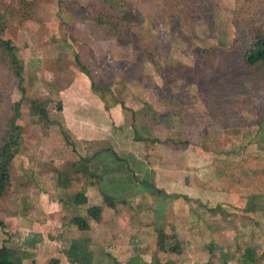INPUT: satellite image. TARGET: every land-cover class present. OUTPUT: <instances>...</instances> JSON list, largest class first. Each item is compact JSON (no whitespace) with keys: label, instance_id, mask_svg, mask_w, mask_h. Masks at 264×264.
I'll use <instances>...</instances> for the list:
<instances>
[{"label":"rangeland","instance_id":"1","mask_svg":"<svg viewBox=\"0 0 264 264\" xmlns=\"http://www.w3.org/2000/svg\"><path fill=\"white\" fill-rule=\"evenodd\" d=\"M88 1L89 0H0V17L1 20L4 21L6 28L3 36L14 43L20 58H23L25 61L23 56L25 52H27V54L32 53L31 56L42 57L45 50H48L46 54L49 55V57L50 54L57 53L58 55V58L49 59L47 62L40 63L39 65H36V62L28 63L27 66L29 70L26 74L30 73L32 70L36 72L37 68H40L36 78H30L24 74V72L22 73L25 76L24 81L28 78V84L32 85L30 89H25L23 94L18 89L16 81L12 82L10 87L13 99L20 100L23 98L21 100V111L23 112L21 126L23 135L22 143L24 142L25 148H28L26 144H29V142L33 145L34 142L38 140V134L42 137L48 133L50 134L46 135L48 145L42 148L43 156L41 161L44 164L42 168V175L44 176L42 180L39 181V193H49L48 195L50 196H48V198H51V201L49 200L50 202H48V199H42L46 198V196L41 198L40 195H35V193L30 194V188H32V185L36 182L33 180V182L30 181L26 171H21V161H19L17 165H15L16 161L12 163L11 169L9 170V177L12 174V180L10 181L9 178L7 179V184H9L10 188L0 198V222H2L3 225L0 227V246L5 245L7 248L11 249L13 251L12 260L20 262V264H33L35 260L36 262L34 264H67L68 258L66 254L64 255L65 258L62 259V256L58 255L54 249L50 251L47 247L45 251L38 250V252H36V249L40 247L32 248L30 251V244L25 243L29 242L32 236L35 238V235H33L34 233L27 231L30 229L32 231L34 227L42 226L44 223L49 224V227L43 232L46 237L50 235L56 236V232L60 231V228L63 226L61 232L66 233L67 238H69L71 234L72 240H87L89 243L93 241L96 236H99L100 232L103 230L106 231L104 238H101L103 242H106L107 238L112 234H124L122 229H118L116 232H113V229L109 230L110 226L107 227L106 223H100L98 231H94L91 228L84 231L78 229L73 224V218L76 216L86 218L87 215L85 213V207L74 206L71 200L75 194L83 193L84 190H79V188L75 186L78 182H74L69 189H61L56 188L55 185H52V181L49 180V173H53L52 169H55L57 166L65 169L69 165L72 155L70 153H65L64 150L66 146L71 145L65 141V136L72 145L75 144L76 151H80L81 149L78 143L75 142L77 136H75L74 133L77 132V129L73 128L71 124L66 123V121L64 122V120L67 119L64 118L62 114L60 116L63 105L58 100L50 99V97L46 95L49 93L52 96H56L61 88L63 90L64 87L65 89L70 87V82L74 78L71 66L74 65L81 71L79 66L75 63L74 56L77 55L82 62L86 63V67L90 71L93 83L95 84V90L92 88L94 95H99L101 100L103 99L102 101H104L111 110L115 109V113L113 112V116L109 118V123L111 122L110 124L114 126V130H112L111 133L112 135L114 134V139H116V136L118 138L121 137L127 145H130L134 140L133 132L129 129L130 126L128 123L133 121L134 124L136 123L137 125L138 122L142 127L138 130L141 136H151V138L155 136L160 140H171L175 143L176 141L183 142L181 143L183 146L174 144V147H168L172 153L180 150L181 147L183 148L184 140H187L184 137V124H179L171 130L163 126V132L160 133L159 130L154 132V130L152 131L154 125L153 121L148 120L146 122L141 115V111L139 112L140 109L137 110L138 113H134L133 110L137 107H141L140 105L144 106L145 104L149 106L148 103L152 106H157L159 103L157 100V91L154 90L153 87L157 85L161 87L163 80L172 83L165 89L167 96L173 97H182L184 95L180 86H184L185 94H197L200 88L208 92L210 86L215 87V85H202L200 87L189 83L187 79L192 76L189 70L183 73L171 70L168 72L164 69L161 74H157L152 61L155 60L160 63L162 67H175L177 63H181L192 68L195 61L200 60V57L194 53L195 48H210L220 43H225L226 46L231 47V41L236 36V29L233 24V19L235 18L234 12L241 7L243 0H140L146 6L150 5L148 7L150 8L149 13L146 10L143 11L150 22L145 21L136 26L134 28L135 37L129 40H105V28H95L85 19L86 12L84 7ZM245 1L246 0H244V3L246 5ZM249 1V8H254L258 4L264 20V0ZM23 2H30L32 5L23 4ZM137 3L138 0H126V11L136 13ZM24 6L27 8L23 9ZM20 10H22L21 13L24 14V17L28 16L27 19H21ZM177 17L181 18L180 23H178L180 25V30L179 33L172 34L173 32H170L169 19H178ZM242 20L248 21V19L243 18ZM175 25H177L176 22ZM230 50L237 54L236 48H231ZM26 57L29 58L28 60L31 59L28 55H26ZM200 61L205 62L204 59ZM26 64L27 61L25 62V67ZM227 68L231 71L223 80L222 89L219 91L228 95L227 98H229V102L231 100V106H228L225 110H234L233 113L236 115L235 118L237 119L238 126L236 130H230L228 131L229 133L225 132V134H223V139L215 138L217 140V146L210 138L217 137L218 135L213 133L209 128L208 131L211 133H209L210 135L208 134V136L210 138L207 136L206 139L201 141L200 144L202 148L200 146V148L198 147L196 150V147H192L187 155L189 163L191 159L198 158V152H200L199 155L205 154L203 161L199 160V168L197 169L195 167L196 171H194V169L191 171L194 174L198 172L200 177L203 174L202 178L205 180L207 179L206 185L210 184L212 188H214V185L212 184L213 178L210 177V174L215 172L216 162L226 160V162L236 161L239 163L242 160H246L248 156H254L257 159L262 158L264 160V71L261 69H247L239 65L236 58L228 60ZM177 75H180L181 78L184 79V82L180 81L175 83L173 79ZM36 81H38V85L34 83ZM45 81H51L52 85H48L51 86V88L44 85ZM42 85H44L45 88H43ZM145 91L155 96H151L148 103L143 101ZM81 96L84 100L83 95ZM197 97L198 96L195 98ZM31 100L47 101V112L49 113L52 126H37V117L32 118L33 116L31 117L30 113ZM201 102L198 100L194 105L197 106L201 104ZM82 103H84V101H82ZM59 106L61 107L60 110H58ZM69 107L72 108V106ZM171 108L172 107H170V109ZM117 109L118 111L116 112ZM150 110L153 111L152 108ZM143 111L144 110H142V112ZM182 114L184 115V113ZM183 115L177 112L176 116ZM139 117L143 120L138 121ZM193 118L196 119L195 114ZM148 119H151V116L148 117ZM206 119L208 121L211 120L208 118ZM177 120L176 118V121ZM207 120H203V123ZM260 120L263 122H261L259 126L257 123H259ZM150 129L152 131L151 133ZM188 129L190 130H188L187 133L189 136L187 137L189 138L187 143L191 141L194 146H197L201 132L193 127H188ZM228 137L231 140V153L228 155L216 151V147H227L226 141ZM60 141L62 142L60 143ZM232 144H235L234 148ZM49 146H52V149L58 153L59 157L57 158L62 160V164H57L56 166L50 164L47 151ZM69 146L68 150H72ZM72 148L74 147L72 146ZM163 149L164 148H161L160 150ZM23 156H26V154H20L19 158ZM114 160V157L111 155L104 157V168H110L112 167L110 166L111 164L117 163V161L115 162ZM122 161L124 164L120 165L119 163L120 168L125 167L130 168V170L125 171V180L122 185L121 183L119 184L120 188L124 187L121 194L116 193L117 191L113 188L116 186L115 184H109V187H105L102 186L103 182L98 183L101 185V188L99 187V192L101 190L110 196L118 195L119 199H124L126 203L118 204L117 206L121 205L120 207L123 208L125 212V217H123L125 220L124 222H128L130 226L136 229L137 225L155 220L158 213L154 212L153 214V208L155 210L157 208L158 210L159 206L161 207V203L158 205V202L156 201V203H154L153 199L158 196H165V192L157 189L160 191L157 193L152 188L149 190L145 187V185H148L147 182L151 184L155 182V174H151L153 175L152 177L150 175L151 171L147 170L146 173L149 175L144 176L143 178L146 180H141L140 182V178L142 177L135 176V172L138 173V168L134 166L135 164L133 161L128 156H125V159ZM160 163L162 162L160 161L158 164ZM263 165L264 163L262 161H251L249 163V168L257 170L263 167ZM22 170L27 169L24 167ZM56 171L55 169V174ZM108 175L109 174H105V177ZM256 178L258 181H261L262 175L257 174ZM160 183L163 182H157L159 186L161 185ZM200 184L203 186L205 185L202 182ZM153 185L155 187V184ZM33 190L35 191V189ZM260 190L263 195L258 191L261 197L255 199L254 203L264 208V188ZM26 192L29 193V197H24ZM99 203V201L96 202V204ZM58 215L61 216V218H59ZM120 216H122V214ZM262 216L264 217V213H262ZM191 217L192 222L189 220L186 222L189 228V234L187 236L189 240L193 239V242L198 238L200 241V238L206 236V231L202 222L203 219L198 210L193 211ZM254 218L262 221L260 213H256ZM123 219H121V221ZM157 219L160 221L161 218L158 217ZM59 221L60 223L58 225ZM122 225H124L123 222H121V226ZM130 235L131 232L129 233V238L126 239L128 241V246L130 242L132 250L140 251L142 247L139 248L140 245L136 243L141 239L134 236L130 240ZM121 238L124 240V236H121ZM60 239L62 240L64 238L61 237ZM67 240V242H69V239ZM198 242L195 245H197ZM97 244H99L98 238L95 245ZM20 245L28 249L27 254H23ZM203 245L204 244H200V246ZM206 249L210 252L211 246H207ZM85 251L90 254L93 253L90 246H88ZM99 259L110 261L108 254L102 252V249L99 250L98 253L96 252L92 264H97L96 261H99ZM197 263L201 264L200 261Z\"/></svg>","mask_w":264,"mask_h":264},{"label":"crops","instance_id":"2","mask_svg":"<svg viewBox=\"0 0 264 264\" xmlns=\"http://www.w3.org/2000/svg\"><path fill=\"white\" fill-rule=\"evenodd\" d=\"M47 51L45 50L44 53L42 52L44 54L42 57L31 56L32 53L27 54V52H25L23 53L25 61L18 55L24 74H26V72L29 70L27 66L29 62H36V65H39L40 63L47 62L49 59L58 58L57 53L50 54L49 57V55L46 54ZM26 55H28L31 59L28 60L29 58H27ZM26 61L27 64L25 67ZM39 68L40 67L37 68L36 72H34L35 70H32L26 75L30 78H36V76L39 74ZM71 69L72 74H74V78L70 82V87H67L66 89L64 87L63 90L61 88L58 95L56 96H52L49 93L46 95L50 97V99L58 100L63 105L60 116L62 114V116L67 119L64 120V122L66 121V123L71 124L73 128L77 129L78 133H74L75 136H77L75 142L78 143V146L81 149L80 151H76L75 144L72 145V143L71 146L68 145L72 150H68V146H66V149L64 150L65 153H70L72 155L69 165L65 169H62L59 166L55 167V169L66 170L72 163L78 161L79 158H89L90 170L100 176L99 182H103L102 186L109 187V184H115L116 186L113 188H115L117 194H121L124 187L120 188L119 184L121 183L122 185L123 181L125 180V171L130 170V168H120L119 163L120 165L124 164L122 160L125 159V156H128L135 164L134 166H137L138 168V173L135 172V176L142 177L140 178V182L141 180H146L143 177L149 175L146 173V171L149 170L151 171L150 175L155 174V178L160 179H155V182L153 183L155 184V188L165 192V196H158L153 199L154 203H156V201L158 202V205L161 203V207L159 206L158 210L157 208L156 210L153 208V214L154 212L158 213L157 217H155V220L149 221L148 223L145 222L144 224L142 223V225H137L136 229L133 226H130L128 222H124L125 220L123 217H125V212L123 211V208L120 207L121 205L116 206L115 210L102 208V219L100 222H94L92 220L88 221L89 228L94 231L99 230L100 223H106L107 227L110 226L109 230L113 229V232H116L118 229H122L124 231V234L122 235H114L110 233L112 235L107 238L106 242H103L101 239L104 238L106 231L103 230L100 232V235L96 236L95 239L89 243V246L93 250L92 258L89 261V264L94 262L96 252L98 253V251L101 249L102 252L108 254L110 261L99 259V261H96L97 264H130V260L137 261L134 264H141V262L145 264H154V262H157V260L161 263L172 262L171 264H198L197 262L199 261L201 264H205L209 261L214 262V264H223V262H226V264H264V217L262 216V213H264V208L256 205L254 210H248L247 201L248 197L252 195V192L247 191L240 194H230L227 192L226 183L219 180L216 174L217 165L220 164L221 160L216 162L217 165L215 166V172L210 174V177L213 178L212 184L214 185V188H212L210 184L206 185L207 179L205 180L202 178L203 174L200 177L198 172L197 174H194L191 171L192 169L196 171V168H199V160L203 161L205 154L199 155L200 152H198V158L193 156L196 159H191L188 163L187 155L189 154L190 148L196 147V150L198 147L200 148L201 141L206 139L208 134L211 133L208 131L209 128L213 131V133L218 135L214 138H210L208 136L212 142H215L216 146V139H223V134L226 132L216 125V123L210 120V115L207 111L206 105L201 101V104H198L197 106L184 105V115L186 116L184 117V137L189 140V138H187L189 137L187 135L188 130H190L188 127H193L197 131L201 132L197 146H194L191 141L187 143V140H184V147H181L180 150L171 153L169 150L170 148L168 147H174V144L182 145L181 143L183 142L176 141L175 143L171 140L162 139L160 140V143L152 144L150 141H145L147 137L151 138V136H141L140 131L139 135L143 139L138 138L139 140H136L137 138L133 133L134 141H132L130 145H127V143L121 137L118 138L116 136V139H114V134H111L112 130H114V126H112L113 124H110L111 122L109 123V118L113 116L115 109L111 110V108H108L104 101H102L103 99L101 100L99 95H94L92 92V83L88 75L82 71H79L74 65L71 66ZM22 78V88L24 91L27 88L30 89L32 85L28 84V78L25 81L24 75ZM34 83H37L36 85H38V81ZM44 85L48 88H51V86L48 85H52V83L51 81H45ZM44 85H42L43 88H45ZM144 93V102L148 103V100H150L151 96L155 97L150 92L148 93L145 91ZM81 95H83L84 100L82 99ZM82 101H84L85 104L82 103ZM148 105L150 107L144 104V106L140 105L141 107H137L135 110H133L137 112V110L140 109V112L144 108L147 113V117L144 118L146 122L148 120H152V118L148 119V117L152 116V112L155 111L156 108V105L152 106L149 103ZM69 106H72V108ZM151 108L153 111L150 110ZM117 111L118 109L116 112ZM194 114L196 115V120L190 121L188 116L194 117ZM22 115L23 112L21 111V119L23 117ZM32 116L33 115H31V117ZM32 118L36 117L33 116ZM206 118H208L211 122ZM141 120L143 119L139 117L138 121ZM203 120H207V123H203ZM153 124L152 131L154 130V132H156V130H159L160 133L163 132V126L155 125L154 122ZM128 125L130 126L129 129L134 132V127L131 125V121L128 123ZM37 126L41 127V125L38 123ZM49 126H52V122ZM137 127L138 130L142 128L138 122ZM152 131L150 129V133ZM228 131L229 129H227L226 133H228ZM46 135L50 134L48 133ZM46 135L42 137L40 134H38V140L34 142L33 145L31 142H29L30 145L26 144L28 148H25L26 146H24V142H21L19 153L13 162L16 161L15 165H17L19 161H21V171H26L29 175L30 181L33 180L36 182L32 185V188H30V194L35 193V195H40L41 198L46 196V198L42 199H48V202H50L51 198H48V196H50L48 195L49 193H39V181H41L42 177L44 176L42 175V168L44 166L43 162L41 161L43 156L42 148L48 145V141H46ZM154 137L155 136H153L151 139ZM61 142L62 141H60V143ZM226 143V148L223 146L216 147V151L229 155L231 153V140L229 137ZM232 145L234 148L235 144ZM72 146L75 149L72 148ZM160 147L164 149L160 150ZM47 151L50 158V164L55 166L57 164H62V160L57 158L59 157L58 153L52 149V146H49ZM113 153L118 159H115L116 157L113 156ZM20 154H26V156L19 158ZM109 155L113 156L115 159L114 161H117V163L111 164L110 166L112 167L106 169L104 168L105 164H103L104 157H108ZM160 161L162 163L158 164ZM24 167L27 170H22ZM55 169H52L53 173H49V180L52 181V185H55ZM105 174L109 175L105 177ZM151 176L153 177V175ZM11 180L12 174L10 176V181ZM161 181L163 183H160L161 185L159 186L157 182ZM201 182L205 185L203 186L200 184ZM75 186L78 187L79 190H84L83 193L88 201L86 205L87 207L102 206L103 200L101 197L102 194L100 193L102 191L100 190L99 192V189L101 188L100 184L92 186L89 183L87 184V181L85 180V182H79ZM71 187L72 185L67 189ZM9 188L10 187H8V190ZM33 189H35V191ZM261 194L263 195V193ZM26 196H30L28 192H26L24 195V197ZM112 196L119 199L118 195ZM95 200L96 202L99 201L100 203L96 204ZM195 210H198L199 214H201L206 236L200 238V241L198 238L193 242V239L189 240L187 236L189 234V228L188 225H186V222L187 220L192 222L191 215ZM256 213L261 214L262 221L254 218ZM121 214L122 216H120ZM58 217L61 218L59 215ZM158 217L161 218L160 221H158ZM44 218L48 219L46 217ZM121 219L123 220L121 221ZM121 222H123L124 225L121 226ZM59 223L60 221L58 222V225ZM47 227H49V224L44 223L42 226L34 227L32 231L31 229L28 230L27 232L34 233L33 235H35V238L32 236V239L25 243L30 244V251L35 247H40L39 249H36V252H38V250L45 251L47 247L50 251L54 249V251L57 252L58 255L62 256V259H64L65 254L63 250L68 249V240L66 241V244H64L66 237L64 232H61V230H63V226L60 228V231L56 232V236L50 235L46 237L43 232L44 230L46 231ZM130 232V240L134 236H137L141 239L139 242H135L136 244L140 245L139 248L142 247L140 251L132 250L130 242V247L128 246V241L126 239L129 238ZM121 236H124V240L121 238ZM61 237L64 239L61 240ZM97 238L99 244L95 245ZM67 239H69V242L72 240L71 234ZM160 241H163L164 251H158ZM197 242L198 244L195 245ZM174 243H179L182 247L181 253L177 255L171 254L168 251L169 247ZM200 244L204 245L200 246ZM209 245L211 246V253L208 249H206ZM20 247L22 246L20 245ZM246 249L251 250L250 252H247L250 253L248 255L249 258L247 257L248 260L244 261L246 259V257H244ZM21 251L23 254L28 253V249L23 247L21 248ZM35 262L36 260L34 263ZM67 264L77 263H70L67 259Z\"/></svg>","mask_w":264,"mask_h":264},{"label":"trees","instance_id":"3","mask_svg":"<svg viewBox=\"0 0 264 264\" xmlns=\"http://www.w3.org/2000/svg\"><path fill=\"white\" fill-rule=\"evenodd\" d=\"M126 0H89L84 7L86 12V21L93 25L95 28H105L104 38L105 40H129L135 37L134 28L140 23L149 21L148 17L144 15L143 11L146 10L149 13L148 8L150 5H144L142 1L138 0L136 13H130L126 11L125 7ZM246 5L244 0L241 3V7L235 10V18L233 19V24L236 29V36L231 41V47L226 46L225 43H220L219 45L210 48H195L194 53H196L200 60L195 61L192 68L177 63L175 67L165 66L162 67L160 63L155 60L152 61L154 69L157 74H161L162 70L168 72L180 71L187 72L191 71L192 76L189 83L198 86L204 85H215V87L210 86V90L205 92V90H198L197 94L184 93V86H180L183 91L182 97L167 96L166 87L172 84L166 80H163L162 86H154L153 89L157 91L158 104L155 111L152 112V121L155 125H161L168 129H174L177 125L184 124V117L182 113L184 112V105L191 106L196 102L202 101L210 115V119L216 123L221 129L227 132V129L236 130L237 119L234 115V110H225L228 106H231V100L227 94L221 93L219 91L222 89L223 80L229 75L230 69L227 68L228 60L237 59L239 65L244 66L247 69H261L264 71V20L262 11L258 4L254 8H249V0H246ZM23 4L32 5L30 2H23ZM35 5V4H33ZM27 8L24 6L23 9ZM21 19L25 20L28 16L24 17L21 13ZM170 20L169 26L170 32L172 34L179 33L181 18ZM243 19H248L243 21ZM150 22V21H149ZM6 31L4 21L0 17V198L4 193L7 192L9 184H7V179L9 177V170L15 157L18 155L21 142H22V126H21V100H15L12 98L10 87L12 82L16 81L18 89L23 94L24 89L22 88V73L23 68L21 62L18 58L17 47L14 43L4 38V32ZM236 48L237 54L231 52L230 49ZM75 63L79 66V69L89 76L92 82V88L95 90V84L93 83V78L90 71L86 67V63L82 62L81 59L75 55ZM173 81L178 83L180 81L184 82V79L180 75L174 77ZM224 92V91H223ZM198 96L197 98H195ZM183 102V103H182ZM223 104V106H222ZM47 101L41 100H31L30 101V113L31 115L37 117V123L41 126L51 125V121L47 112ZM172 107L170 109V107ZM60 106L58 110H60ZM141 111V115L145 118L147 113L145 109ZM177 112L183 116H176ZM135 113V111H134ZM191 117V118H190ZM176 118L178 119L176 121ZM190 121H195L192 116H188ZM262 120V119H261ZM257 123L259 126L261 122ZM134 127V136L139 140L140 135L138 127L134 122H131ZM136 128V129H135ZM229 133V132H228ZM65 141L71 145L65 136ZM139 138V139H138ZM143 139V138H142ZM145 141H150V143H160L158 138H146ZM115 159L117 156L113 153ZM251 161H262V158L257 159L254 156H248L246 160L238 162H226V160H221L220 164L217 165L216 174L217 178L226 183L227 192L230 194H240L242 192L251 191L252 195L248 197L247 205L248 210H254L256 205L254 203L255 199L261 197L258 194L260 189L264 188V165L263 167L254 170L249 168V163ZM89 158H79L78 161L72 163L66 170H57L55 185L57 188L67 189L74 182H85L92 186H96L100 181V176L95 172L90 170ZM257 174L262 175V180L258 181ZM145 185L149 190L152 188L154 191L159 193L153 184L147 182ZM102 206H86L87 198L84 193H77L72 197L71 203L77 207H85V213L87 217L76 216L73 218V224L80 230H87L89 228L88 221L92 220L94 222H100L102 219V208L116 209L118 204H125L124 199H117L105 192H101ZM2 222H0V227H2ZM65 237H66V233ZM66 240L64 244H66ZM68 243V249H64V254H66L68 261L70 263H86L92 258V254L87 253L85 250L89 246V241L84 240H71ZM251 249H246L244 257L247 261V257ZM158 251H164L163 241L159 243ZM171 254H179L182 251V247L179 243H174L168 249ZM247 254V256H246ZM13 251L6 246H0V264H20L12 260ZM249 258V257H248ZM83 262V263H82ZM137 261L130 260V264H134ZM172 263V262H171ZM171 263H161L157 260L154 264H171ZM247 263V262H246ZM140 264V263H139ZM141 264H145L142 263ZM205 264H214V262L209 261ZM226 264V262H223Z\"/></svg>","mask_w":264,"mask_h":264}]
</instances>
